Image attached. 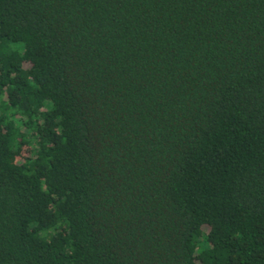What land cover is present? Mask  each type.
I'll use <instances>...</instances> for the list:
<instances>
[{
	"label": "trees",
	"instance_id": "trees-1",
	"mask_svg": "<svg viewBox=\"0 0 264 264\" xmlns=\"http://www.w3.org/2000/svg\"><path fill=\"white\" fill-rule=\"evenodd\" d=\"M0 264H264V0H0Z\"/></svg>",
	"mask_w": 264,
	"mask_h": 264
}]
</instances>
